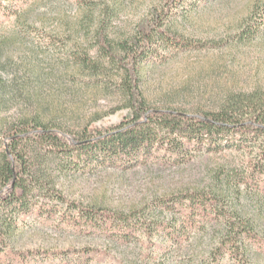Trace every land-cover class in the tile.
<instances>
[{
    "label": "rangeland",
    "instance_id": "rangeland-1",
    "mask_svg": "<svg viewBox=\"0 0 264 264\" xmlns=\"http://www.w3.org/2000/svg\"><path fill=\"white\" fill-rule=\"evenodd\" d=\"M257 1L264 2L207 0L195 9L180 6L169 23L199 46L176 52L145 75L142 91L149 104L198 114L220 109L232 95L264 89V36L242 39L243 28ZM162 3L163 0H31L24 16L40 28L2 46L0 66L4 70H0V74L8 82L15 77H31L35 102L26 105L22 101L24 92H13L9 88L5 96L9 101L0 109L1 117L12 118L21 111L37 108L68 131L79 130L85 124L102 131L116 126L132 113L118 86L119 74L113 72L116 75L107 81L108 86L98 91L94 79L84 80L72 74L75 63L68 58L69 39L65 37L59 44H47L42 34L66 31L69 25L80 24L91 14L95 18L93 26L83 25L82 33L73 38L91 46L90 53L99 58L92 31L100 20H105L106 34L119 40L133 35L137 23L151 7ZM14 26L13 18L0 27L2 42L13 34ZM25 68L31 76L25 75ZM3 140L0 134V152L4 149ZM253 146L254 142L248 140L243 149L195 152L189 161L180 165L156 161L128 170L99 166L74 174H60V159L55 162L50 159L48 166L40 161L30 163L55 179L56 187L71 201L86 207L97 206L112 214L139 211L151 222L171 218H178L177 223L183 221L179 210L162 214L157 209L150 213L149 208L163 196L222 189L226 215H241L264 236V197L245 182L239 185L252 157ZM43 153L40 151L37 155L41 157ZM221 182L227 187L222 188ZM43 199L35 198L33 203ZM41 206L35 204L28 213L18 215L3 208L0 202V218L2 215L12 218L15 223L10 237L0 235V264H50L43 260L46 251L70 248L89 249L86 262L78 264H212L211 253L221 239L217 223L197 218L181 236V249L153 254L155 244L163 240L157 235L134 237L124 242L105 232L94 233L69 224L60 208L47 215ZM251 252L250 264H264V246L254 245ZM20 253L30 254L29 260L20 259Z\"/></svg>",
    "mask_w": 264,
    "mask_h": 264
},
{
    "label": "trees",
    "instance_id": "trees-1",
    "mask_svg": "<svg viewBox=\"0 0 264 264\" xmlns=\"http://www.w3.org/2000/svg\"><path fill=\"white\" fill-rule=\"evenodd\" d=\"M205 1L163 0L162 4L152 6L137 23L133 35L119 40L106 34L105 20H100L92 31L99 58L90 53L91 46H85V42L74 41L73 38L82 33L83 25L93 26L95 18L91 14L81 25L75 22L66 31L42 34L47 44H59L65 37L69 39L68 58L75 63L72 74L84 80L94 79L98 91L108 86L107 81L116 75L113 72L119 74L118 86L132 113L105 131L92 128L91 124L68 131L37 108L29 112L21 111L12 118L0 115V134L4 137V149L0 152V202L3 208L18 215L28 213L35 208V204L43 205L41 208H45L47 215L60 208L62 217L69 224L94 233L97 230L100 234L105 232L124 242H130L134 237L157 235L163 240L155 244L153 254L172 248L181 249V236L200 218L206 223L215 222L220 227L221 239L211 253L212 264H226L230 260L232 264H250L252 247L264 246V236L259 235L255 226L241 215H226L222 206L226 202L225 196H221L222 189L163 196L149 208L150 213H155L157 209L162 214L179 210L183 221L177 223L178 218H171L151 222L146 214L139 211L112 214L97 206L86 207L71 201L56 187L55 179L30 163L31 160L40 161L48 166L50 159L52 162L60 159V163L57 162L60 174H74L99 166L128 170L156 161L180 165L189 161L195 152L243 149L250 140L254 142L250 149L252 157L239 185L245 182L257 188V193L264 197V89L232 95L220 109L200 111L198 114L173 107H152L142 91L145 75L151 69L166 62L176 52L198 48L199 43L171 27L169 21L180 6L195 9ZM30 2L0 0V27L13 18L15 21V31L7 40H0V50L9 44V40L39 30L40 27L29 23L27 16H24ZM263 36L264 2L257 1L243 28L242 39L252 40ZM9 58L13 60L12 56ZM0 70L4 68L0 66ZM28 73L25 68V75ZM97 79L102 82H96ZM32 80L31 77H15L8 82L0 74V109L6 107L9 101L5 98L9 88L13 92H24L22 101L26 105L35 102L31 93ZM40 151L44 152L41 157L37 155ZM222 185V188L227 187L224 183ZM43 197L42 201L33 203L35 198ZM2 217L0 235L10 237L15 223L12 218ZM89 252L86 248L46 251L43 260L50 264H78L86 262ZM29 255L20 253L19 258L27 261Z\"/></svg>",
    "mask_w": 264,
    "mask_h": 264
}]
</instances>
